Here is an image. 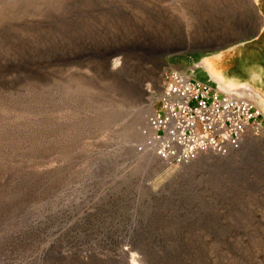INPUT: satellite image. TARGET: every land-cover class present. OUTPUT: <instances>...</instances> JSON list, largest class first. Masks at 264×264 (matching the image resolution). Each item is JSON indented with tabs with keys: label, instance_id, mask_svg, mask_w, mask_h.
I'll return each mask as SVG.
<instances>
[{
	"label": "rangeland",
	"instance_id": "obj_1",
	"mask_svg": "<svg viewBox=\"0 0 264 264\" xmlns=\"http://www.w3.org/2000/svg\"><path fill=\"white\" fill-rule=\"evenodd\" d=\"M254 2L0 0V264H264V119L183 164L149 123L165 68L264 114V30L220 33L260 27Z\"/></svg>",
	"mask_w": 264,
	"mask_h": 264
},
{
	"label": "built area",
	"instance_id": "obj_2",
	"mask_svg": "<svg viewBox=\"0 0 264 264\" xmlns=\"http://www.w3.org/2000/svg\"><path fill=\"white\" fill-rule=\"evenodd\" d=\"M159 108L150 118L155 153L183 164L207 153L223 154L248 133L262 130L264 114L251 86L229 90L165 68Z\"/></svg>",
	"mask_w": 264,
	"mask_h": 264
},
{
	"label": "crops",
	"instance_id": "obj_3",
	"mask_svg": "<svg viewBox=\"0 0 264 264\" xmlns=\"http://www.w3.org/2000/svg\"><path fill=\"white\" fill-rule=\"evenodd\" d=\"M212 2H215L216 0H211ZM220 0H218V2H219ZM222 1V0H221ZM235 3H237V4H240L241 3V0H233ZM251 1H253L254 2V0H251ZM255 6L257 7H259V5L257 4L258 3V1L257 0H255ZM262 8L263 7H259V12H261V13H263V15L261 14V17L263 18V23L260 25V27H259V25L257 24L255 27H254V30H249L248 29V27H247V24H244L242 27H241V25L239 26H237V25H235V26H233V28H231L230 30H226V31H221L220 33H222V34H231V32L232 31H236V34L238 35V34H241V33H243L242 35H247V34H249L251 31H254V37H253V39L256 37V36H258L261 32H262V30H264V12L262 11ZM257 12V11H256ZM258 13V12H257ZM259 17H260V15H259ZM260 17V18H261ZM261 23V22H260ZM251 27V26H250ZM213 33H215V32H213ZM216 34V33H215ZM218 34V33H217ZM223 41V40H222ZM228 41V40H227ZM230 50H228L227 48H223L222 49V51L221 52H219V53H207V54H204L203 56H202V62H201V64H202V66L203 67H205L206 69H212L211 71H212V73L211 74H213V76L216 78V79H218V80H221V81H224L225 79H224V76H223V74L220 72V70H214L213 69V67H212V58H214V57H218V56H221L222 54H224V53H227V52H229ZM253 72H252V76H255V78L256 79H258L259 80V76H260V73L258 72V70H252ZM259 77V78H258ZM229 82H227V83H225L226 85H237V83H235V82H237L236 80H235V78H228L227 79ZM252 86V85H251Z\"/></svg>",
	"mask_w": 264,
	"mask_h": 264
},
{
	"label": "bare ground",
	"instance_id": "obj_4",
	"mask_svg": "<svg viewBox=\"0 0 264 264\" xmlns=\"http://www.w3.org/2000/svg\"><path fill=\"white\" fill-rule=\"evenodd\" d=\"M151 108H150V105L148 104L147 105V107H146V109H145V114H143V115H141V118H140V124L142 125V127H144V128H148L149 129V126H148V122H147V120H146V114L147 113H150V110ZM145 115V116H144ZM141 127V126H140ZM147 135V134H146ZM145 134H144V139H143V141L145 142V139H146V137L148 136H146ZM148 139H150V137L148 136L147 137ZM150 143V142H149ZM149 143H146V145L148 144V145H151V144H149ZM205 155V154H204ZM209 157H215V153H211L210 155H208ZM207 157V156H206Z\"/></svg>",
	"mask_w": 264,
	"mask_h": 264
},
{
	"label": "flooded vegetation",
	"instance_id": "obj_5",
	"mask_svg": "<svg viewBox=\"0 0 264 264\" xmlns=\"http://www.w3.org/2000/svg\"><path fill=\"white\" fill-rule=\"evenodd\" d=\"M253 88V87H252Z\"/></svg>",
	"mask_w": 264,
	"mask_h": 264
}]
</instances>
